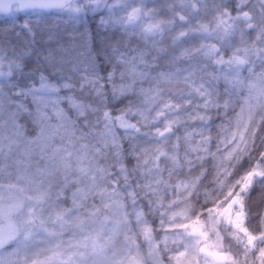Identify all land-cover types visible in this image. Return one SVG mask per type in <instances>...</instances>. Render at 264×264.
<instances>
[{"label":"snow or ice","instance_id":"obj_1","mask_svg":"<svg viewBox=\"0 0 264 264\" xmlns=\"http://www.w3.org/2000/svg\"><path fill=\"white\" fill-rule=\"evenodd\" d=\"M207 2L0 0V264H264V0Z\"/></svg>","mask_w":264,"mask_h":264},{"label":"rangeland","instance_id":"obj_2","mask_svg":"<svg viewBox=\"0 0 264 264\" xmlns=\"http://www.w3.org/2000/svg\"><path fill=\"white\" fill-rule=\"evenodd\" d=\"M162 2H163V0H161V4H162ZM213 7H214V5L211 3V0H208L207 8L209 11L206 14L205 13L201 14L205 20L211 18V10ZM5 18L6 17H4L3 15H0V20H3ZM67 20H69V18L67 17V14H55V13H53V14L49 15L44 21H39L38 23H39V27L41 29V32L43 34L47 29H51V28H47L48 24H58L61 22L66 23ZM246 38H248L247 34H246ZM21 39H23V37H21ZM38 39H39V37H38ZM235 39H236V41H238L239 36H237ZM162 63H164V62L162 61ZM214 119H215L216 123H219L218 118H214ZM213 133L215 134V128L213 129ZM205 167L208 169V173H209L208 179L205 180V184H208L210 179H211V173L213 171L211 158H209L208 160L205 161ZM163 258H164L165 262H167V256L165 255Z\"/></svg>","mask_w":264,"mask_h":264},{"label":"trees","instance_id":"obj_3","mask_svg":"<svg viewBox=\"0 0 264 264\" xmlns=\"http://www.w3.org/2000/svg\"><path fill=\"white\" fill-rule=\"evenodd\" d=\"M76 27H79V25L74 23L71 19L67 20L66 23L61 22L58 24H48L47 25V28L58 29L60 32L66 33V34H71L73 29ZM93 31H95L94 27H93ZM258 135H261L260 131H258ZM259 193H260V189L258 187L255 188L252 194V201H251L252 207L254 209L264 208V201H260L258 199Z\"/></svg>","mask_w":264,"mask_h":264}]
</instances>
